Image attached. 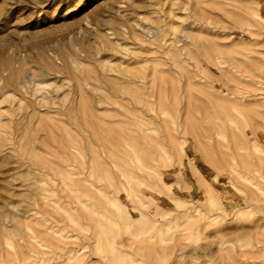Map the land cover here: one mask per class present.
<instances>
[{
  "label": "rangeland",
  "instance_id": "374dc122",
  "mask_svg": "<svg viewBox=\"0 0 264 264\" xmlns=\"http://www.w3.org/2000/svg\"><path fill=\"white\" fill-rule=\"evenodd\" d=\"M184 1L0 0V67L6 66L4 76L24 68L18 93L0 89V101L8 102L0 110H16L21 121L28 102L40 108L43 99L57 103L67 95L62 107H42L34 120H68L71 142L78 132L87 148L79 172L63 158L68 143L56 146L57 137L34 133L28 122L20 128L22 152L39 156L41 143L49 142L64 173L46 179L25 160L19 170L33 175L24 177L5 152L10 158L0 160V204L12 203L7 211L22 218L16 236L0 228V245L17 240L14 249L1 250L0 264L8 261L6 253H26L21 237H34L37 229L55 242L53 260L39 248L38 264H264L262 101L237 102L248 105L238 110V129L232 132L212 123L218 120L212 98L217 59L223 76L240 79L263 67L264 77V0H256L259 25L252 0H191V7L196 3L191 13L179 9ZM170 24L195 36L188 39L176 30L181 42L173 44ZM211 41L232 46L234 62L225 63L218 55L223 48L215 52ZM185 43L201 69L179 57ZM199 43L206 45L205 61ZM42 52L54 63L52 71L37 66ZM100 63L121 71L145 65L147 84L126 85L123 77L101 72ZM101 75L129 91L130 103L106 99L107 80ZM127 104L131 111L123 109ZM133 116L143 119L138 121L148 140L133 125ZM34 120L29 122L35 127ZM32 135L38 138L36 148L29 144ZM133 140L134 146H126ZM144 163L149 173L140 175ZM26 191H33L31 200L18 199ZM37 239L46 244L40 235Z\"/></svg>",
  "mask_w": 264,
  "mask_h": 264
},
{
  "label": "bare ground",
  "instance_id": "6f19581e",
  "mask_svg": "<svg viewBox=\"0 0 264 264\" xmlns=\"http://www.w3.org/2000/svg\"><path fill=\"white\" fill-rule=\"evenodd\" d=\"M203 1H205V0H203ZM190 2H191V0H185L184 2H181L179 9L185 13L187 11L189 12L190 8L195 9L194 7H196L195 6L196 3H195V5L193 4L194 7H191L192 4H190ZM252 2H253L252 4L255 6V9H253V12H254L255 17H256V21H257L256 23L259 25L260 24L259 13H258V10L256 8L258 5H257L256 0H252ZM197 4H198V1H197ZM197 8H198V5H197ZM179 9H178V11H179ZM192 11H194L197 14V11H195V10H192ZM194 12H193V15L195 14ZM189 13H191V12H189ZM257 13H258V15H257ZM173 17H177V16H173ZM179 17H177V19ZM184 17L181 19L182 20L185 19ZM169 29H170V34L173 35V38L171 39V42L173 44H176L177 42L178 43L181 42L180 41L181 37H179L178 35L175 34L176 30H179L180 32L186 33L185 37L188 39L194 35L192 33L193 31H191V33H190V30H188L187 31L188 33H187L186 29H184V28L179 29V27L172 26L171 24L169 25ZM200 34H198V35H200ZM103 41L105 43L107 42L106 39ZM255 44L258 45L257 42H255ZM189 45L190 44L187 45L186 43L183 44V46L181 45L183 48V50H182L183 53H180L179 57L183 55L185 60L191 61L196 66V68L199 67V69H201L200 68L201 67V65H200L201 61H200V59L197 58V56L193 55L194 53L192 54V51L189 50V47H190ZM209 45L211 46L212 49H214L215 52H217L218 49L223 48L222 52H219L218 55L223 56L222 60H224L225 63L232 64L234 62L233 54L236 53V51L234 50V48L232 46H219L215 42H212V41L209 43ZM109 46H111V44H109ZM197 49L200 52V56L204 57L203 60L204 59L206 60V58H207L206 45L204 43H199ZM179 50H180V48H179ZM122 53H126V51L122 50ZM163 54L171 56L172 53L163 52ZM259 54H262V53H259ZM37 58L39 60V61H36L37 66L40 68H43V70L46 69L47 71H52L53 68H55V66L53 65L54 63H52L51 58L49 56L45 55L43 52L40 53ZM63 58L65 59L66 56L63 55ZM146 61H147V59H146ZM258 61L260 62V60H258ZM138 64H140V63H138ZM100 65H102V64L101 63L99 64V68H100L101 72L110 73V74L115 75V76L118 75V76L123 77V79L125 80L124 83L126 85L144 86L147 84L148 77H149V75L147 74V70L149 68L146 67L145 65H139V66H136V67L130 68V69H127L126 67H124L122 69V71L119 69H115V68L107 67V66H106L107 68L106 67L103 68L102 66H101L102 67L101 68ZM103 66H105V65L103 64ZM219 66H220V62L217 59L215 71L218 74H216V72H215V76H214V78L216 77L215 78L216 84L214 86L215 94L212 98L214 100V107H215L216 114L218 116V120L217 121L212 120V123H213V125H215V124L220 125L223 130H227L228 132H232V131L238 129V124H239V120H238V116H239L238 113L239 112H238V110L241 109L243 106L248 105V103H246V104L241 103L238 105L237 102H244L245 101L244 99L246 97L248 99H251V100L261 99L262 102H260V104L264 108V77L261 74V71H262L261 69H263V67L257 68L254 66L255 68H252L248 72L247 76L239 79L238 77H235L231 73H228L227 76L226 75L223 76L221 67H219ZM5 68H6L5 64H3L0 67V83H2L0 89L4 90L5 88H7V89H11L14 92L18 93L20 91V88H18V87H19V85L21 86L20 82L24 80L23 76H22L23 80H21V75L24 72V68H22V66L20 65L18 68H15V70L13 68V70H11L10 73H7V74H9L8 76L7 75L4 76L3 72L6 71ZM202 69H204V67ZM218 75H220V78ZM221 75L223 77H221ZM204 78L205 77H203V79ZM105 79L107 80V82H105V86L108 89V91H107L108 94L106 95V99H109L110 97H112L116 100V102L118 100L121 102L130 103L133 95L130 94L129 91H126L124 89L118 90L117 87L114 86L115 82L113 79H111L107 76L101 75V80H105ZM38 87L35 88V90L36 89L38 90ZM44 87H47V86L45 85ZM42 88L43 87H41V89ZM109 88L111 91H109ZM41 89H39L40 92H42ZM43 92H44V90H43ZM66 98H67V95H65V97H63L61 99V101H59L57 103H53L52 101L49 102V99L46 98V100L43 99L44 101L41 100L38 103H41V104H39L40 108L43 107L45 110H48L47 108L52 107L54 105L62 107L63 102L66 100ZM47 99H48V101H47ZM74 101L76 102L77 100L74 99ZM3 102H7V100L5 98L2 99L0 101V105ZM34 104L32 102H28L26 104L25 109L27 111L25 112L21 121L20 120L16 121L17 117H19V115H20L19 112H16V110L10 109V110H6V112H3L0 110V160L5 158L4 155H6V153H8L7 151H9L8 154L9 155H10V153L12 154V156H10L11 159L13 160L14 163H16L18 165V168H17L18 171L17 172L21 175H24V177H30L33 175L30 171H24V169L19 170V167H22L23 164H25V160H26V163L28 164V166L34 172H37V174L39 176L44 177L46 179L52 180V179H55V177L57 178L60 174L64 173V170L62 168H60L57 164L56 153L54 154L55 146H53L49 142L43 141V143H41L42 149L40 151L41 154L39 156H32L29 154V152L28 153L22 152V149H21L22 142L21 141L23 139L18 137L19 136L18 131L20 130L21 127L26 125L25 123L28 122L27 124L34 129L33 130L34 133L41 130V132H43L42 133L43 135L45 134L44 132H48V134L52 138L57 137V140L55 139V141H54V144L56 146H64L66 143H68L65 145V148L68 151V153H64L63 158H65V160L67 162L75 164L77 166V169L79 172H81V171L83 172V169H85L84 162H85L86 151H87V148L84 144L83 136L78 134V132H75L77 134L76 136L78 137V139L76 140L75 144H73L71 142V136H70L71 133H70V129H69L70 122L68 120H63L60 118L58 119V117L53 118V117H42V116L41 117L38 116L34 120V117L36 116L35 114L41 110L39 107H38L39 109L36 108V106H34ZM121 106H123V105H121ZM131 108L132 107L130 104H127L126 106L124 105V107H123V109L125 111H131ZM106 111L111 112L110 110H106ZM60 113H61V111L58 114H60ZM62 113L65 116L69 115V113H65V112H62ZM132 118H133L132 119L133 125L135 127H137L139 129L141 135H143V137H145L146 140H148V138H147L148 135H147L146 129H144L142 124L138 121V120H143V119L138 118L136 120L135 116H133ZM32 120H34L33 123H36L35 127L32 126V124H31ZM23 121H25V122H23ZM29 121H31V122H29ZM206 125H208V124H206ZM235 125H236V127H235ZM76 126H77V128H75V129L77 130L79 128V123H76ZM208 127H209V125H208ZM178 133H180V132H178ZM42 134H39V136ZM37 139L38 138H35L32 135V139H30L29 144H31V146H34L35 144L33 143V141H37ZM230 141H231V144L233 147L237 146L238 139L234 133L230 134ZM40 142L41 141H39L38 144ZM166 143H168V138H167ZM169 143H168V145H169L168 147H171ZM126 144L127 143L125 142V145ZM73 145H75V150H73L71 148V146H73ZM134 145H135V140L128 143L126 146H134ZM34 148H36V146H34ZM48 150H50L51 152H49ZM240 150H242V149H240ZM8 154L6 156L8 158H10ZM60 155H62V154H60ZM147 156H149L148 153H147ZM7 157H6V160L8 159ZM119 159L121 160L122 158H119ZM7 164H8V162H7ZM1 165H3V164H1ZM141 166L142 167H140L137 170V172L140 175L141 174L147 175L149 173V170H148L149 167H148V169H143V168L147 167L148 165H146L144 163V164H141ZM32 195H33V191H30V192L26 191L23 194L19 195L18 199L25 200V202H26L27 200H31ZM2 202L4 203V201H2ZM11 208H12V203L7 202V203H4L2 205L0 204V228H1V230H4L5 232L10 233V236H16L17 235L16 231H19L17 229V227L19 226L20 219L22 218V215L19 214L18 217L11 215L7 211V209H11ZM29 230L30 229L27 230V234H29ZM42 234L44 235L45 232L42 230L39 231L37 229L34 237H31V236L30 237H28V236L21 237L24 239V242L27 244L26 253L18 254L15 252H11L13 254H9V253L5 252L6 257L8 259L6 264L7 263H9V264H38L40 262V260L38 258L36 259L35 256L39 254V252H38L39 248H42L41 251L43 252V254L47 253V252L52 254L53 248H55V242H54V240L53 241L46 240V237H44ZM3 235L4 234H2V236L0 235V238H2ZM38 235L41 236L40 240H43V241L46 240V244H44V243L41 244L38 242V239H37ZM16 241H17L16 239H13L12 242H6L4 239L3 245H0V252L4 247L9 248V249H14L16 247ZM54 256H55V253L52 254V259L50 261L53 260ZM29 258H34L35 260H30ZM31 261H33V262H31ZM2 262H3V259L0 256V263H2ZM100 264H104V262L100 261Z\"/></svg>",
  "mask_w": 264,
  "mask_h": 264
}]
</instances>
